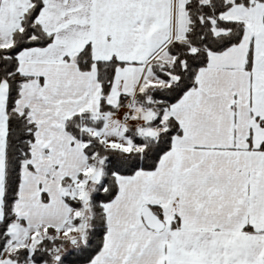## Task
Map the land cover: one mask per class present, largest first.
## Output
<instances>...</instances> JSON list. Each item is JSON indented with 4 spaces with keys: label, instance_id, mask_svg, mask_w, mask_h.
I'll return each instance as SVG.
<instances>
[{
    "label": "snow or ice",
    "instance_id": "1",
    "mask_svg": "<svg viewBox=\"0 0 264 264\" xmlns=\"http://www.w3.org/2000/svg\"><path fill=\"white\" fill-rule=\"evenodd\" d=\"M0 264H264V0H0Z\"/></svg>",
    "mask_w": 264,
    "mask_h": 264
}]
</instances>
